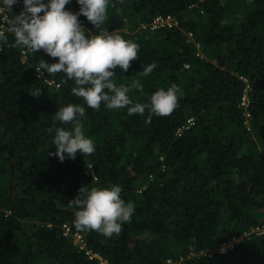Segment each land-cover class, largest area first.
<instances>
[{
	"label": "trees",
	"instance_id": "1",
	"mask_svg": "<svg viewBox=\"0 0 264 264\" xmlns=\"http://www.w3.org/2000/svg\"><path fill=\"white\" fill-rule=\"evenodd\" d=\"M65 7L79 8L75 0ZM158 15L177 25L141 28ZM100 27L140 46L128 70L117 66L112 78L130 86V99L146 102L176 84L178 106L150 122L147 110L129 116L126 108L87 107L63 73L45 72L55 85L35 77L40 60L58 58L27 50L22 62L7 34L0 44V264H100L64 236V225L107 264H264V235L252 232L264 228V0H109ZM152 62L157 67L144 76L141 65ZM247 85L250 130L240 106ZM68 103L85 106L82 129L96 150L60 161L47 130L71 127L54 117ZM191 117L194 126L177 136ZM110 184L122 185L121 197L134 203L130 221L112 237L77 229L70 204L79 188Z\"/></svg>",
	"mask_w": 264,
	"mask_h": 264
},
{
	"label": "clouds",
	"instance_id": "2",
	"mask_svg": "<svg viewBox=\"0 0 264 264\" xmlns=\"http://www.w3.org/2000/svg\"><path fill=\"white\" fill-rule=\"evenodd\" d=\"M22 2L23 10L12 19L6 29L14 38V46L43 52L56 62L49 63L44 58L35 70L38 76L46 73H63L66 80L73 82L71 93L82 98L84 105L99 109L101 104L108 110L126 108L133 114L148 116L169 115L177 106L182 95L176 84L154 91L146 102H133L128 96L130 86L117 85L113 81L117 66L127 71L130 62L137 58L139 44L126 40L117 31L101 28L107 19L109 0H75L79 6L73 12L65 6L71 0H0V14L11 13L13 5ZM84 16L98 32L86 30L79 20ZM0 41L7 43L8 36L0 32ZM142 74L147 76L157 67L155 62L142 64ZM134 87L142 91L137 81ZM68 103L59 107L55 121L70 128L56 127L47 131L52 135L54 155L60 161L74 159L77 153L91 155L95 152L94 141L85 134L81 120L85 117V106ZM122 185L86 187L82 185L78 194L71 199L74 207V224L77 229L94 230L104 237L118 236L122 224L128 223L135 211L132 201L121 197Z\"/></svg>",
	"mask_w": 264,
	"mask_h": 264
},
{
	"label": "built area",
	"instance_id": "3",
	"mask_svg": "<svg viewBox=\"0 0 264 264\" xmlns=\"http://www.w3.org/2000/svg\"><path fill=\"white\" fill-rule=\"evenodd\" d=\"M203 1V0H200ZM23 6L20 3H17L15 5H13L12 11H17L18 9H22ZM11 11V12H12ZM0 32H3L5 35L7 34H11L10 32L7 31L6 29V25L10 23L11 18H10V13L8 14H0ZM82 25V24H81ZM177 25V21L176 19H174L172 16H163V15H158L156 16L153 21L151 22L150 25L148 24H144L143 26L141 25V28L143 30H151L156 31L162 28H171L173 26ZM12 35V34H11ZM190 38L192 37L191 34L188 35ZM2 41H0L1 44ZM199 47V46H198ZM20 53H21V59L22 62H25L26 60V53H27V49L23 48L22 46H20ZM186 68H189V66H186ZM43 75L42 76H38L36 70L34 71V75L36 78L38 79H43L44 78V82L48 85H55L54 81L49 80L48 78H46L45 76V72H43V70H41ZM245 83H247V81H245ZM248 91H249V86L247 85L246 90L244 91V94L242 96V100H241V108H243L245 110L244 112V117H245V125L248 127L249 122L251 120V115L250 113L246 110L248 109L249 105H250V100L248 97ZM195 124V119L193 117L189 118L186 122V124L181 127L176 135L177 136H181L185 131L190 130ZM248 130H250V128L248 127ZM89 168L88 174L94 178V180H97L93 170H92V166L91 165H87ZM63 234L66 238L68 239H72L73 242L75 243V245H77L78 247H80L81 250L86 252V255L88 256V259L90 261L92 260H98L100 262V264H107L106 262H104L101 257L97 254H93L91 251L87 250V246H86V242L84 240V237L79 234V233H73L71 228L67 225H64L63 227ZM253 233H255L256 235H264V228H256L252 231ZM235 243H237V241L231 242L230 244H226L223 245L222 248L220 249V253H224L226 251V249L228 247H232ZM167 264H175L174 262H172L171 260H169L167 262Z\"/></svg>",
	"mask_w": 264,
	"mask_h": 264
}]
</instances>
